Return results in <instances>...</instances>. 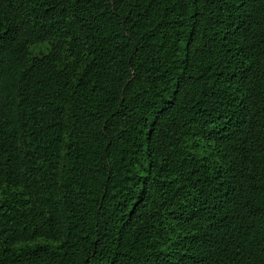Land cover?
<instances>
[{
  "label": "trees",
  "instance_id": "16d2710c",
  "mask_svg": "<svg viewBox=\"0 0 264 264\" xmlns=\"http://www.w3.org/2000/svg\"><path fill=\"white\" fill-rule=\"evenodd\" d=\"M0 264H264V0H0Z\"/></svg>",
  "mask_w": 264,
  "mask_h": 264
}]
</instances>
